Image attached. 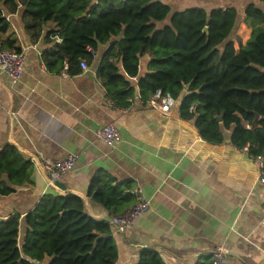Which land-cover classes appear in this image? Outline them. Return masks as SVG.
<instances>
[{
  "label": "crops",
  "instance_id": "0c3cea01",
  "mask_svg": "<svg viewBox=\"0 0 264 264\" xmlns=\"http://www.w3.org/2000/svg\"><path fill=\"white\" fill-rule=\"evenodd\" d=\"M155 1L173 12L235 9L241 17L248 5L259 4V0ZM2 8L9 21L3 38L13 41L27 62L17 86L0 72V151L12 145L30 161L58 162L69 154H80V160L62 181L66 190L61 192L48 187L46 174L35 167L32 184L0 196V219L20 215L23 237L25 216L42 197L74 194L84 200L89 216L110 223L118 248L116 264H137L145 249L157 252L165 264H212V252L220 245L228 251L225 264H264L260 225L264 187L258 182L259 168L230 143L229 132L222 144L208 142L194 120L181 118L180 101L168 116L144 110L139 101L133 111L124 112L129 106L115 104L97 78L96 67L107 47H101L91 62L65 59L51 70L47 55L62 43L57 25L50 22L32 29L22 7L16 12ZM239 30L237 53L251 37L244 23ZM149 58L141 60V77L148 73ZM84 61L87 70L81 67ZM132 82L136 85L138 79ZM109 124L122 135L115 147L97 138ZM99 172L110 176L114 186L130 183L132 190L142 189L149 202V210L124 233L116 231L112 219L128 208L115 214L89 196ZM48 263L49 259L37 264Z\"/></svg>",
  "mask_w": 264,
  "mask_h": 264
},
{
  "label": "trees",
  "instance_id": "16d2710c",
  "mask_svg": "<svg viewBox=\"0 0 264 264\" xmlns=\"http://www.w3.org/2000/svg\"><path fill=\"white\" fill-rule=\"evenodd\" d=\"M6 6L15 12L22 7L32 29L50 22L57 25L62 43L47 55L51 70L65 59L91 62L101 47H107L96 74L119 107H128L127 101L137 96L146 101L162 91L180 101L181 118L194 120L208 142L222 144L229 132L235 147L248 148L252 157L264 155V0L248 5L243 17L235 9L173 12L155 0H0V45L21 52L3 38L9 30L2 8ZM241 23L251 30V37L237 53L232 36ZM145 56L150 57L148 73L141 77ZM34 170L15 146L4 147L0 196L32 184ZM114 183L107 174L97 173L89 196L120 214L136 203L133 185ZM23 224L22 237L20 215L0 219V264L118 260L110 223L89 216L80 196L47 194ZM137 264L165 262L157 252L145 249Z\"/></svg>",
  "mask_w": 264,
  "mask_h": 264
},
{
  "label": "built area",
  "instance_id": "2783aa9c",
  "mask_svg": "<svg viewBox=\"0 0 264 264\" xmlns=\"http://www.w3.org/2000/svg\"><path fill=\"white\" fill-rule=\"evenodd\" d=\"M26 62L27 56L24 52L3 48L0 45V72L10 78L12 86H17L21 83L25 73ZM81 67L83 70L88 69L86 61L81 63ZM136 101L142 104L144 110L164 116L170 115L173 108L177 105V101L171 95L157 91L146 101H143L139 97L129 99L127 101L129 107L124 112L133 111ZM1 109L2 104L0 103ZM97 138L111 147H115L122 142L121 132L113 124L102 127L97 132ZM243 152L258 166V182L264 187V155L252 157L248 154V148L243 149ZM79 160L80 154H69L65 159L58 162H50L48 160L38 161L35 158L31 162L41 173L46 174L48 187L55 188L56 183L62 182L66 176L74 171ZM132 194L135 197L136 203L126 212L112 219V224L119 233H124L133 228L136 221L149 210V202L144 200L142 189L135 188L132 190ZM260 225L264 228V207ZM227 255L228 251L223 246H217L212 252V264H225Z\"/></svg>",
  "mask_w": 264,
  "mask_h": 264
},
{
  "label": "water",
  "instance_id": "95a60500",
  "mask_svg": "<svg viewBox=\"0 0 264 264\" xmlns=\"http://www.w3.org/2000/svg\"><path fill=\"white\" fill-rule=\"evenodd\" d=\"M208 32V29L206 28L205 29V33H207ZM257 118H259V116H257ZM219 121H221V119L219 118ZM55 188L59 191V192H61V191H65L66 190V186H65V184L64 183H62V182H58V183H56L55 184ZM106 237V236H105Z\"/></svg>",
  "mask_w": 264,
  "mask_h": 264
},
{
  "label": "rangeland",
  "instance_id": "374dc122",
  "mask_svg": "<svg viewBox=\"0 0 264 264\" xmlns=\"http://www.w3.org/2000/svg\"><path fill=\"white\" fill-rule=\"evenodd\" d=\"M240 26H241V24L237 27L235 33L232 36V40L235 41V46L238 45L239 39L241 40V38L239 37V34H241L240 30H239Z\"/></svg>",
  "mask_w": 264,
  "mask_h": 264
}]
</instances>
